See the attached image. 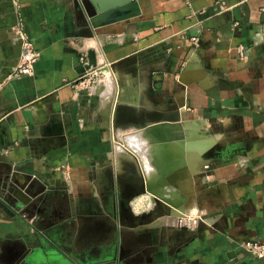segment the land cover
<instances>
[{
    "label": "crops",
    "instance_id": "obj_1",
    "mask_svg": "<svg viewBox=\"0 0 264 264\" xmlns=\"http://www.w3.org/2000/svg\"><path fill=\"white\" fill-rule=\"evenodd\" d=\"M139 10L96 35L81 0H0V264H264L242 246L264 240V0H148ZM24 37L37 54L28 73ZM80 54L118 62V118L110 97L73 83ZM135 96L155 110L134 111ZM165 102L195 126L186 154L196 127L218 140L222 201L210 222L155 238L148 224L117 223L129 213L116 205L118 183L133 178L112 147L115 126L163 119ZM15 182L43 199L18 206Z\"/></svg>",
    "mask_w": 264,
    "mask_h": 264
},
{
    "label": "rangeland",
    "instance_id": "obj_2",
    "mask_svg": "<svg viewBox=\"0 0 264 264\" xmlns=\"http://www.w3.org/2000/svg\"><path fill=\"white\" fill-rule=\"evenodd\" d=\"M89 21V25L91 26L92 30L96 35L110 33H107V31L100 32L101 30L99 31V29L93 26L90 18ZM120 25L122 24L117 25L111 30L115 31V33L118 32V29L116 28ZM89 62L92 64L90 60ZM108 63L111 64V68H104V66ZM116 64H118L117 61H110L106 58H103L99 62H96L92 65L103 66L102 72L99 74V78L101 79L100 85H98L100 88L99 94L101 95V97H110V109L112 108L113 114H115L118 118V113L121 112L123 106L125 105V101H123L124 98L122 97L124 87L114 74V68ZM119 90H121V95H119ZM134 104L132 109L137 112L140 111V109L155 110L154 108L150 107L149 103H145L144 106H142V104H139L136 101V96L134 97ZM163 105L164 106H162L161 110H158L163 113V119H159L158 121L150 119L147 122H144V126L139 125L136 128H132L131 130L127 127L125 130L124 127L121 128V126L119 125L115 126L113 144L114 146L112 145L113 151L115 148L117 153H121V155H123L119 157L121 159L118 160H121V162L123 161V163L125 162L126 165L130 166L129 169H127L126 171H128L127 174H129L130 177L132 176L131 179L133 178V181L130 186L126 185V187H124L121 185V183H118L116 205L117 207H119L118 210H120L121 208V211H123V206L125 205L126 210H129V213H127V215H124L123 213L120 214L118 212L117 223L123 224L124 219H126V222H128L130 219L133 227H139L140 225L148 224V226L146 227L149 230L150 234L153 233L151 234V236H154L155 238L157 233L159 234L161 231H164L165 233L169 234H173L177 230L185 231L188 227L190 228L193 219L195 220L194 225L197 222L203 220L210 222L217 214V211L213 212L215 211L213 210L212 213H207V209L211 206L215 207L221 204L222 199H220V186L223 185V183L218 179L217 176V174L219 175V170L223 169V150L218 149V146H220L218 140L208 130L204 131V128L201 127L199 129L196 127V129L198 130L197 133H199H196V136H199V138L196 137V140L201 139L200 137H202V139L212 137L214 141L212 140L211 144L209 143L207 146L199 144L196 146V148L194 147V149H189L187 151L188 155L186 154V156H184L185 152L182 153V151H180V149L178 148L180 145V142L178 140H184L186 138V132L190 128H195V126H193V123L182 120V118H180V116L176 112V106H173L168 102H165V104ZM151 126L159 127L153 130V127ZM147 130L151 132H148ZM167 131L172 132H169L168 135ZM150 133L151 135H149ZM128 134H135L139 137L141 136L140 138L145 140L143 142L144 146H141L137 149L135 145L127 144L124 140H126V136H128ZM162 137H164V139L165 137L169 138L167 140L169 141V143L171 142V145L169 144V148H163L165 146L162 147V145L159 144L161 142L160 140L162 139ZM174 144H176V146H172ZM131 147H133V149ZM175 147H177L178 151L181 152V154L178 151H175ZM155 149L158 150L155 151ZM176 152H178L179 154ZM175 153L176 155L184 154L182 156L184 161L181 166L179 163H177L180 159H173L175 157ZM188 156L189 162H187ZM142 157L144 159L146 157V161L150 164L151 171H149V169L147 171V168L144 167L145 161ZM191 157L196 159V161ZM154 158L157 161L154 160ZM191 159L192 162H190ZM166 162H168V164ZM161 166H163V169L161 168ZM185 169L186 171H188L186 172ZM191 169L196 170L193 175V171ZM156 172L159 175H155V178L153 174H155ZM221 173L222 172H220V174ZM160 175L164 176L167 180H169L168 185L171 189H175V191H173L174 194H172V196L169 190H167L168 192H166V195H164L167 197V200H162L160 197L162 196V190L159 187V181L162 177ZM189 176L191 178H189ZM209 176L210 180L212 181L211 184H208ZM143 179L146 181H144ZM193 180L195 181V184ZM147 185H150V190H146ZM190 190L194 192L191 193ZM152 191L154 192V194ZM167 201H169V203ZM170 203H173V205ZM180 204H182V206Z\"/></svg>",
    "mask_w": 264,
    "mask_h": 264
},
{
    "label": "water",
    "instance_id": "obj_3",
    "mask_svg": "<svg viewBox=\"0 0 264 264\" xmlns=\"http://www.w3.org/2000/svg\"><path fill=\"white\" fill-rule=\"evenodd\" d=\"M81 2L83 5V10L85 14L90 18L93 26L99 29V31H108V28H114L117 25L121 24V22L141 19L145 12H140L139 6L140 4H146L148 0H81ZM1 123L2 122L0 121V126ZM151 127H153L152 129H157L159 126ZM2 139V134H0V140L2 141ZM183 141V139L179 141L181 151L183 150ZM188 149H194V147H188ZM181 158L182 160L180 159L177 162L180 164V166L183 163V157ZM192 170L193 175L196 170ZM189 178L191 177L189 176ZM168 181L169 180H167L164 176H162L159 181L160 188L162 190V196H160L162 200L166 199V196L164 195L168 191L166 189H163V187L168 185ZM2 185L4 187L6 185L5 182H3ZM146 190H150V187L148 185ZM8 192L9 195H11L12 198L17 201V204L20 207H28L31 205L33 206L37 203V201H41L43 199V196L41 198H37L36 194L30 193L29 189L25 188L24 185L18 184L17 182H15V184L13 185L11 184Z\"/></svg>",
    "mask_w": 264,
    "mask_h": 264
},
{
    "label": "built area",
    "instance_id": "obj_4",
    "mask_svg": "<svg viewBox=\"0 0 264 264\" xmlns=\"http://www.w3.org/2000/svg\"><path fill=\"white\" fill-rule=\"evenodd\" d=\"M193 41L196 42L195 38ZM21 45L23 48V63L19 66V69L23 73L30 72L32 68L33 61L37 58V54L32 51L33 49V42L30 38L24 37L21 40ZM237 50L239 51L240 56L244 55V48L243 45H238ZM79 62L83 66V71L79 74L77 79L73 82L75 83L76 88L78 90H86L90 91L88 93H100V85L101 79L99 78V74L102 72L103 66L97 65L94 66L89 62V59L85 54L79 55ZM106 69L111 68V64H107L104 66ZM99 96H101L99 94ZM195 220H192L190 227L194 226ZM189 226V225H188ZM187 226V227H188ZM189 228V227H188ZM243 248L248 250L254 257L264 260V240H251L246 239L242 242Z\"/></svg>",
    "mask_w": 264,
    "mask_h": 264
},
{
    "label": "bare ground",
    "instance_id": "obj_5",
    "mask_svg": "<svg viewBox=\"0 0 264 264\" xmlns=\"http://www.w3.org/2000/svg\"><path fill=\"white\" fill-rule=\"evenodd\" d=\"M187 66H191L190 64H187L186 66H185V69H186V67ZM184 72H185V70H184ZM1 128H2V126H0V131H1ZM154 130V129H153ZM148 131V130H147ZM148 132H151V131H148ZM153 132V131H152ZM169 132H172V131H169ZM169 132H168V135H169ZM153 134V133H152ZM198 134V133H197ZM149 135H151V133L149 134ZM168 135H167V137H168ZM173 135V134H172ZM126 136V135H125ZM190 136V135H189ZM192 136V137H191ZM191 136L190 137H188L189 138V140H193V139H196V137H198V136H196V132H193L192 134H191ZM127 138H126V140H124V141H126V143L127 144H129V145H135L136 146V148L138 149L139 147H141V146H144V144H143V142L145 141V140H143L142 138H140L139 136H137V135H133V134H128V136H126ZM167 137H165V139H164V137H162V139L160 140V141H163V142H160L159 144H161L162 145V147L163 146H165V147H163V148H169V144L171 145V142L169 143V141H167L169 138H167ZM173 137V136H172ZM123 138H124V136H123ZM177 138V137H176ZM199 138V137H198ZM201 138V137H200ZM174 139H175V137H174ZM171 140H172V138H171ZM213 139L212 138H207V139H202L201 138V140H198L197 142H195V143H191V144H188V146H190V147H195L196 148V146L197 145H199V144H203V145H205V146H207L209 143L211 144V141H212ZM214 141V140H213ZM158 142H159V140H158ZM175 143V142H174ZM183 143V142H182ZM146 144V143H145ZM172 144H173V142H172ZM180 144V143H179ZM157 145V144H156ZM172 146H176V144H174V145H172ZM172 146H170V147H172ZM178 146V145H177ZM184 146H185V143H183V150H184ZM130 148V147H129ZM132 149H133V147H131ZM179 149H180V145H179V147H178ZM201 148V147H200ZM206 148V147H205ZM135 149V148H134ZM156 150H158V149H155V151ZM182 150V153L184 152ZM137 151V150H136ZM175 151H178V149H177V147H175ZM174 151V152H175ZM181 151V150H180ZM179 152V151H178ZM178 152H176V153H178ZM173 153V152H172ZM176 153H175V157L173 158V159H181V157L184 155H176ZM180 154H181V152H179ZM178 153V154H179ZM154 155H155V153H154ZM188 155V154H187ZM184 156H186V153H185V155ZM143 158V157H142ZM186 158V157H185ZM184 158V159H185ZM192 158V157H191ZM144 159V158H143ZM192 159H194V158H192ZM192 159H191V161L190 162H192ZM154 160H156L155 158H154ZM195 161H196V159H194ZM144 161H145V163H144V167L145 168H147V171H148V169H149V171H151V169H150V164L146 161V159H144ZM157 161V160H156ZM171 161V160H170ZM184 161V160H183ZM186 162V161H185ZM187 162H189V156H188V161ZM186 162V163H187ZM167 164H168V162H166ZM176 163V162H175ZM174 163V164H175ZM173 164V165H174ZM160 167V166H159ZM163 166H161V168H162ZM193 168H194V166H193ZM157 169V168H156ZM160 169V168H159ZM163 169V168H162ZM164 169H165V166H164ZM176 169V168H175ZM145 170V169H144ZM192 170V169H191ZM158 171V170H157ZM168 171H169V169H168ZM185 171H186V169H185ZM184 171V172H185ZM188 171V170H187ZM186 171V172H187ZM193 171V170H192ZM191 172V171H190ZM167 173V172H166ZM170 173V172H169ZM158 176L159 174L157 173V174H153V176ZM156 176H155V178H156ZM161 176V175H160ZM151 177V176H150ZM147 179V178H146ZM144 180V179H143ZM157 180V179H156ZM144 181H146V180H144ZM148 181V180H147ZM151 182V181H150ZM146 185V184H145ZM150 186V185H149ZM153 187V186H152ZM156 187H158V186H156ZM160 187V186H159ZM151 188V187H150ZM156 189V188H155ZM163 189H166V190H169V192H170V194H171V196H172V194H174V192L173 191H175V189L173 188V189H171L168 185L167 186H165V187H163ZM173 190V191H172ZM154 191V190H153ZM152 191V192H153ZM190 192H191V190H190ZM151 194V193H150ZM153 194H154V192H153ZM182 194V193H181ZM166 195V194H165ZM148 196H149V193H148ZM154 196H156V195H154ZM160 196V195H159ZM186 196V195H185ZM181 197V196H180ZM167 198V197H166ZM170 198V197H169ZM168 198V199H169ZM166 200V199H165ZM172 200V199H171ZM170 201V200H169ZM169 201H167L168 203H169ZM187 202V201H186ZM181 203H183V202H181ZM170 204H172L173 205V203H170ZM175 204V203H174ZM181 206H182V204H180ZM183 206H184V204H183ZM177 207H178V205H177ZM180 209V208H179ZM175 210V209H174ZM179 212H181V211H179Z\"/></svg>",
    "mask_w": 264,
    "mask_h": 264
},
{
    "label": "flooded vegetation",
    "instance_id": "obj_6",
    "mask_svg": "<svg viewBox=\"0 0 264 264\" xmlns=\"http://www.w3.org/2000/svg\"><path fill=\"white\" fill-rule=\"evenodd\" d=\"M219 147V146H218Z\"/></svg>",
    "mask_w": 264,
    "mask_h": 264
}]
</instances>
